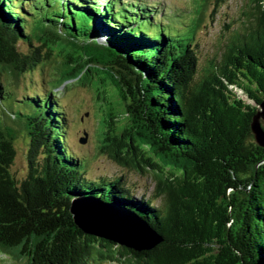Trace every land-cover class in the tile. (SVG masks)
I'll return each instance as SVG.
<instances>
[{
  "label": "trees",
  "instance_id": "obj_1",
  "mask_svg": "<svg viewBox=\"0 0 264 264\" xmlns=\"http://www.w3.org/2000/svg\"><path fill=\"white\" fill-rule=\"evenodd\" d=\"M246 6L201 67L195 19L181 31L144 0H0V79L62 59L58 84L92 87L104 109L102 151L155 181L150 197L123 176L88 179L55 93L17 100L0 81V103L21 105L0 109L18 126L0 123V253L27 264H264V148L251 129L264 101V0ZM20 131L23 180L11 172ZM89 197L163 240L139 252L86 233L72 206Z\"/></svg>",
  "mask_w": 264,
  "mask_h": 264
},
{
  "label": "rangeland",
  "instance_id": "obj_2",
  "mask_svg": "<svg viewBox=\"0 0 264 264\" xmlns=\"http://www.w3.org/2000/svg\"><path fill=\"white\" fill-rule=\"evenodd\" d=\"M135 2V1H134ZM147 4L158 5L168 15L167 22H174L182 30L190 29L195 19L197 25L195 41L201 67L209 61L216 59L222 47V43L240 25L241 19L245 18L247 0H229L226 4L216 7L215 0H144ZM201 12L197 13V11ZM197 21V22H196ZM195 26V25H194ZM26 51V46L22 45ZM58 59V58H57ZM44 63L31 73L25 75H5L2 82L3 91H11L17 100L33 90L54 92L59 98L63 109L69 118V130L67 135L68 145L76 153L85 166V175L88 179L98 181L101 178L114 179L124 178L126 184L135 191L138 196H152L155 181L152 175L141 174L129 168H125L112 160L108 154L102 151L101 136L104 125V109L99 106L96 91L89 86L81 85L78 82L67 81L60 86L61 78L59 70H55L57 63L62 59ZM3 105L9 109H20V104L10 100L4 101ZM0 103L1 106H3ZM10 117L13 115L10 111ZM0 113H2L0 111ZM2 117L5 127L18 130V126L12 121V117ZM5 122V123H4ZM88 134L86 144L81 143ZM16 157L11 172L19 180L26 178L28 174L27 150L28 142L24 132L20 131L14 140ZM157 204L160 201H156ZM0 264H27L24 260H14L8 255L0 253Z\"/></svg>",
  "mask_w": 264,
  "mask_h": 264
},
{
  "label": "water",
  "instance_id": "obj_3",
  "mask_svg": "<svg viewBox=\"0 0 264 264\" xmlns=\"http://www.w3.org/2000/svg\"><path fill=\"white\" fill-rule=\"evenodd\" d=\"M264 101L253 116L251 129L257 144L264 148ZM88 134L81 143L86 144ZM72 213L76 223L86 233L101 236L135 251L150 250L163 239L145 222L126 210L112 204H105L92 197L75 200Z\"/></svg>",
  "mask_w": 264,
  "mask_h": 264
}]
</instances>
